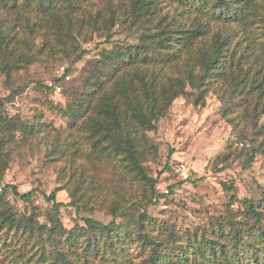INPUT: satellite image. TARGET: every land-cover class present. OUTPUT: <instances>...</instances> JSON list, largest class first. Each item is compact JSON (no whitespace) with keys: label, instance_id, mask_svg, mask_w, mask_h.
Instances as JSON below:
<instances>
[{"label":"trees","instance_id":"1","mask_svg":"<svg viewBox=\"0 0 264 264\" xmlns=\"http://www.w3.org/2000/svg\"><path fill=\"white\" fill-rule=\"evenodd\" d=\"M167 1L170 15L159 12L161 0H0V72L8 76L35 61L69 55L68 43L77 48L88 30L109 34L121 21L143 28L136 43L102 50L82 90L64 107L56 105L63 128L39 121L41 116L29 122L0 116V254L9 264H90L95 258L114 264H264V211L257 202L246 205L251 225L224 214L206 227L177 230L148 221L142 209L154 190L146 200L132 186L120 191L133 180L154 189L158 178L145 163L159 156L160 146L148 133L180 96L204 103L214 88L228 104L225 114L234 128L238 123L228 112L237 106L264 135V0ZM50 129V155L66 160L58 177L71 193L69 203L78 212L107 209L109 223L82 216L81 225L66 228L59 211L69 204L57 201L55 191L48 196L55 210L48 222L36 210L18 213L8 202L10 191L26 202L34 192L3 183L11 152ZM263 146L251 157L264 153ZM91 154L89 162H79ZM113 161L118 173L110 178L91 171V165ZM81 185L93 189L89 200L78 196Z\"/></svg>","mask_w":264,"mask_h":264},{"label":"rangeland","instance_id":"2","mask_svg":"<svg viewBox=\"0 0 264 264\" xmlns=\"http://www.w3.org/2000/svg\"><path fill=\"white\" fill-rule=\"evenodd\" d=\"M167 2L161 0L159 12L170 15L173 6ZM128 22H118L109 34L105 30L103 35L90 30L84 32L79 36L77 48L68 43L69 55L35 61L13 71L10 76L0 72V116L28 122L41 116L39 121L63 128L56 105L64 107L74 99L76 92L82 90L91 62L104 49L133 44L141 38L143 28L135 29ZM79 54L82 56L78 57ZM62 67L69 77L57 80L64 72ZM50 83L59 85L61 90L50 89ZM227 105L214 88L205 93L204 103L194 104L180 96L173 102L167 116L158 121L156 129L148 133L160 146L159 156L157 154L145 163L148 174L158 178L154 189L133 180L123 184L120 190L122 192L132 186L140 200H146L154 190L152 203L141 208L146 210L148 221L162 220L177 230H183L206 227L215 218L228 214L251 225L254 218L246 207L248 201L257 202V209L264 211V153L257 152L251 157L258 145H264V135L257 134L256 120L252 115H245L237 106L228 112L238 123L234 128L225 114ZM238 130L244 133L240 134ZM54 136V131L50 129L46 135L40 134L31 143L11 152L3 183L16 185L21 193L34 192L30 202H26L10 191L8 202L15 206L18 213L27 215L36 210L42 214L40 220L48 222V214L55 211L48 196L55 191L57 201L69 204L61 206L59 211V219L66 228L81 225L82 216L109 223L113 216L107 209L78 212L69 203L71 193L62 187L58 177L66 160L49 152ZM83 148L89 153V144L83 142ZM93 156H82L79 162H89ZM109 164L91 165V171L98 169L110 178L118 173V169L114 168V161ZM115 188L119 190V187ZM91 192V187L81 185L78 196L83 194L82 200L86 201L90 199ZM114 263L95 258L90 264ZM0 264H9L3 254H0Z\"/></svg>","mask_w":264,"mask_h":264},{"label":"built area","instance_id":"3","mask_svg":"<svg viewBox=\"0 0 264 264\" xmlns=\"http://www.w3.org/2000/svg\"><path fill=\"white\" fill-rule=\"evenodd\" d=\"M62 70H64V67H62ZM50 86H53V88L57 89V90H61V87L57 84L54 83H50Z\"/></svg>","mask_w":264,"mask_h":264}]
</instances>
